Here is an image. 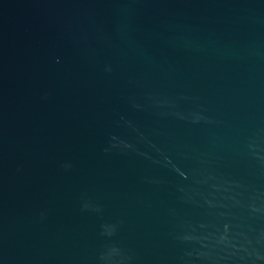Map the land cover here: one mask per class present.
<instances>
[{
	"label": "water",
	"instance_id": "1",
	"mask_svg": "<svg viewBox=\"0 0 264 264\" xmlns=\"http://www.w3.org/2000/svg\"><path fill=\"white\" fill-rule=\"evenodd\" d=\"M0 264H264V0H0Z\"/></svg>",
	"mask_w": 264,
	"mask_h": 264
}]
</instances>
